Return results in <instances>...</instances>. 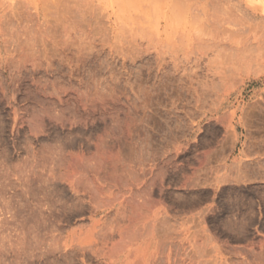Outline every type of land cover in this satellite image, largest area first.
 Wrapping results in <instances>:
<instances>
[{
    "label": "rangeland",
    "instance_id": "obj_1",
    "mask_svg": "<svg viewBox=\"0 0 264 264\" xmlns=\"http://www.w3.org/2000/svg\"><path fill=\"white\" fill-rule=\"evenodd\" d=\"M40 3L47 19L45 17V27L41 33V39H44L41 41H44L46 46L42 44L45 49L43 46L42 49L39 48V52L44 49L49 53L45 51L46 55H43L41 52L43 57L38 56L42 57L41 59H34L35 63L32 62L33 60H30L31 63L26 62L25 68L22 67L20 70L0 69V91L3 89L0 93L7 95L0 94V187L2 188L0 191H3L0 192V234L4 232L0 236V264H130L131 262H137L136 264H264V178L261 176H264V111H262L264 109V0H40ZM64 5L67 7L75 5L79 8L78 10H81L79 14L83 13L84 17L70 22L71 20L69 21L66 17L68 13L64 14ZM68 16L73 19L70 13ZM47 20L49 24L46 23ZM73 23L76 26H71ZM47 24L51 26V29H46ZM45 29L51 30V34ZM79 29L81 32H78ZM41 41L38 42L39 45ZM74 41L77 42L78 49ZM71 42L74 43V47ZM39 45L37 47H41ZM65 46L69 48H61ZM63 50H68V54ZM70 50L71 53L79 50L77 53L74 51L75 55L78 54L76 57L74 54L71 55L73 60ZM64 53L69 55L72 61L66 60L67 55H63ZM77 56L81 59L78 60ZM186 68L189 72L192 70L193 74L194 71L196 72L199 77L197 79L200 81H196L198 82L196 84L207 82L202 86L210 84L209 87L213 80L219 78V75L216 76L220 74L217 73L219 70L234 74L235 81L239 80L241 83L238 81L237 85L235 82L229 106L214 115L207 114L203 117V110L195 104H190L192 101L189 89L191 82L188 83L190 79L186 81L180 77ZM180 78L182 81L179 80ZM194 78L191 77L192 80ZM210 79L212 80L209 83ZM185 81L189 85L187 88L184 87L188 86ZM52 83L54 86H50L53 85ZM193 84L195 85V81ZM142 86L147 92L141 89ZM138 87L144 90L146 94V96L143 95L144 98L147 97L148 91L153 95H148V97L151 96V100L148 101L149 106L146 105L148 109L140 107L144 110L138 109L136 114L131 108L133 103L130 104V100L131 102L135 100L137 104L142 103L141 97L144 98L141 92L143 91H137ZM97 88L98 91L103 89L101 92L108 95L107 99L112 96L113 102L110 103V99H106L103 101L105 104L102 101L92 105L89 101L86 103L85 95L91 94ZM104 88L107 90L105 91ZM34 89L35 92H33ZM25 90L31 92V98L29 94H25ZM85 90L86 94H84ZM186 93H190V96ZM11 94L16 95L13 96L14 99ZM67 94L72 97L69 95L70 98L66 100ZM22 95H25L26 99L24 97L23 100ZM18 96L23 102L20 99L17 100ZM136 97H139L138 100L141 101H137ZM58 98L59 100L56 101ZM67 102L69 105L66 104ZM238 103L241 111L243 109L242 119L248 126H243L240 130L245 149L237 146L232 151L233 137L230 133L229 112ZM17 105L21 109L24 107L22 111L15 109L21 112L20 114L13 112V107ZM61 106H66V109L63 107L64 110H62ZM258 106L262 107L261 110ZM25 109H27L26 113ZM74 109H78L83 116L80 117ZM122 109L125 111L122 112ZM83 110H88L89 113L86 115ZM107 111H110L112 116ZM258 111L263 112L262 121H260L262 116L260 112V116L257 115V118L260 117L259 120L256 119L255 114H259ZM138 112L146 114V118L144 114L140 117ZM148 112L150 117L147 116ZM132 114H136L135 119L139 115L140 119L135 121L131 118L134 117ZM65 115L68 116L65 118ZM110 116H119V119L116 117V121ZM69 117L71 121L67 120ZM75 121L76 123L70 126V123ZM126 122H128L127 128L123 125ZM129 126L133 129L131 130ZM241 150L244 151L242 155L239 153ZM101 151L102 155L108 156L118 152L115 155L117 165L114 166L120 175L114 176L116 181L119 180L118 182L107 175L109 172L105 175L108 166L96 165L95 157L99 155L93 152ZM92 153L96 154L95 157ZM49 154L51 157L48 156ZM146 154L148 157L145 156ZM117 160L122 161L118 164ZM89 162H94L95 165ZM129 163L130 165H126ZM127 166L130 172L133 171V175L128 170L126 172ZM157 169L162 173H159ZM137 170L138 173H136ZM81 172L86 179H83ZM100 172H104V175ZM144 172L149 173L147 175ZM139 173L143 174L141 175L143 178ZM21 175H24L23 178ZM92 175L95 179L97 178L96 181L100 182L105 192L102 190L101 193L96 194L87 187L88 179ZM129 175L134 177L131 179ZM136 175L140 179L138 182H136L137 179L135 180ZM26 179L28 180L25 181ZM83 180H86V184H83ZM9 183L11 184L8 185ZM79 183H82L84 187ZM115 183H122L121 185L125 183V185L117 186ZM145 183L150 191L145 188ZM76 187L84 189L77 190ZM135 191L143 197L137 196ZM132 193L135 194L136 200ZM148 199L151 201V206L150 202L144 203V200L149 201ZM133 200L139 202L134 203ZM70 202L74 203L70 205ZM137 203H142V206L139 204L141 210L137 209L140 213L137 216H143L142 219L139 217L141 221L147 219L146 213L153 206L151 213L156 214V219L160 223L155 227L160 229L153 230L150 234L151 238H147L146 230L143 231L140 226L137 230L136 226L140 222L139 218L135 217V210L132 209L134 204L138 206ZM146 203L149 205L145 207ZM9 208L14 209L15 212ZM97 208L102 210L93 215L91 212ZM121 209L125 212H119L122 211ZM75 211L78 212L75 214ZM118 212L125 218H119ZM129 214L134 215L133 220H138L137 225L131 224L134 223L131 220L133 215ZM93 217L96 218L95 223L91 222ZM161 217L165 220L164 223ZM127 218L130 220L127 221ZM165 223H167L166 226ZM41 225L42 227H39ZM46 225L48 228H45ZM52 226L54 229L57 226L62 228L61 235H57L60 239H53L54 242L50 237L52 233L56 235L59 232ZM125 227L128 231L124 229ZM135 230L141 233L137 234ZM141 230L144 234L146 233V236ZM157 230L160 231L157 232ZM40 237H44L45 240L43 241ZM67 237L68 240L65 239ZM39 238L40 242H38ZM15 241L18 242L15 243ZM118 252L131 255L129 254L126 259H118L116 256Z\"/></svg>",
    "mask_w": 264,
    "mask_h": 264
},
{
    "label": "bare ground",
    "instance_id": "obj_2",
    "mask_svg": "<svg viewBox=\"0 0 264 264\" xmlns=\"http://www.w3.org/2000/svg\"><path fill=\"white\" fill-rule=\"evenodd\" d=\"M67 5V4H66ZM66 5H64L65 6V13L64 14H66V13H68V15H69V13L71 14V18H73V19H70V17L67 15H65L67 18H69V21L70 22H72L73 20H78L77 18H81V17H84V14H83V16H81L79 13H80V11L81 10H78L79 8H77L75 5H74V7H67ZM72 6V5H71ZM67 7V8H66ZM79 7V6H78ZM61 8V7H60ZM57 9V8H56ZM59 9V8H58ZM62 9V8H61ZM64 9V8H63ZM62 9V10H63ZM62 10H59V11H61L62 12ZM54 11V10H53ZM58 11V10H57ZM50 12H51V10H50ZM64 12V11H63ZM62 12V13H63ZM84 12V11H83ZM52 13V12H51ZM50 14V13H49ZM49 14H47V15H49ZM55 14V13H54ZM60 14V13H59ZM53 15V14H52ZM50 16V15H49ZM48 16V17H49ZM62 16V15H61ZM101 16V15H100ZM45 17H46V19H47V16L45 15V11L43 10V8L41 7V3H40V0H14L13 2L12 1H8V0H0V69L2 70V68L4 69V68H11V69H13V71L15 70V69H17V70H20V68H22V67H24L25 68V64H26V62H28V61H32V62H34L35 60L34 59H36V58H38V59H41L42 57H43V55H46V54H44V52L45 53H47L48 51L47 50H44L45 49V46H46V44L45 43H43L41 40H44V39H41V37H42V34L41 33H43V30H44V23H45ZM66 17L64 18V19H66ZM54 18V17H53ZM79 18V19H80ZM94 18V17H93ZM84 19V18H83ZM50 20V19H49ZM66 21H67V19H66ZM87 21V20H86ZM93 21V20H92ZM74 22H76V21H74ZM88 22V21H87ZM46 23H48L49 24V21L47 20V22ZM64 23V22H63ZM67 23H68V21H67ZM81 23V22H80ZM47 24V25H48ZM82 24V23H81ZM84 24H87V23H84ZM67 25V24H66ZM73 25H75L74 23L73 24H71V26H73ZM49 26L50 25H48V27L46 26V29H51V26H50V28H49ZM70 26V25H69ZM76 26V25H75ZM74 27V26H73ZM80 27V26H79ZM105 27V26H104ZM67 28H68V25H67ZM66 28V29H67ZM45 29V31L47 32L48 30H46ZM65 29V30H66ZM78 29V28H77ZM81 29V28H80ZM78 30V32L80 31L81 32V30ZM54 30V29H53ZM69 30V29H68ZM67 30V31H68ZM88 30V29H87ZM119 30V29H118ZM51 31V30H50ZM50 31H48V33L50 32ZM71 31V30H70ZM90 31H92V30H90ZM93 32V31H92ZM50 34H51V32H50ZM81 34H84V33H81ZM89 34V33H88ZM54 35V34H53ZM74 35V34H73ZM77 35V34H76ZM80 35V34H79ZM53 37V36H52ZM76 38V37H75ZM74 38V39H75ZM34 40V41H32V40ZM53 39V38H52ZM56 40V39H55ZM39 41H41V44L39 45L38 44V42ZM66 41V40H65ZM70 41H72V40H70ZM77 41V40H76ZM59 42L60 43H62L61 41H60V39H59ZM73 42V41H72ZM71 42V44H72V46L74 45V43H72ZM75 42V41H74ZM67 43V42H66ZM42 44H44V45H42ZM63 44H64V41H63ZM71 44H70V47H71ZM76 44H77V42H75V47H76ZM37 45H39V46H41V47H37ZM61 45V44H60ZM44 46V47H43ZM48 46V45H47ZM80 46V45H79ZM42 47L44 48L43 49V51H41L42 52V54L43 55H41V52H39L40 51V49H42ZM68 46H65V47H61L62 49H65V48H67ZM74 47V46H73ZM77 47H78V45H77ZM76 47V48H77ZM40 48V49H39ZM46 48H48V47H46ZM69 48V47H68ZM67 48V49H68ZM62 49H60V50H62ZM78 49V48H77ZM50 50V49H49ZM58 51V50H57ZM64 51V50H63ZM67 51L68 50H65L64 52H66L67 53ZM75 51V50H74ZM73 51V53H71L72 51L70 50V56L72 55V54H74L75 55V52ZM79 51V50H78ZM77 51V52H78ZM81 51V50H80ZM85 51V50H84ZM62 51H60V54H62L61 53ZM69 52V51H68ZM76 52V53H77ZM49 53V52H48ZM68 54V53H67ZM67 54H63V55H67ZM81 54H82V52H81ZM39 55H41L40 57L41 58H39L38 56ZM76 55H78V54H76ZM76 55L74 56V57H76ZM70 56L69 55H67L66 56V60H71L72 59V57L73 56H71V59H70ZM82 56H84L83 54H82ZM45 57H47V56H45ZM44 57V58H45ZM77 58H78V56H77ZM86 58V57H85ZM74 59V58H73ZM72 59V60H73ZM79 59H81L80 57L78 58V60ZM47 60V59H46ZM68 60V61H69ZM71 60V61H72ZM31 61L29 62V63H31ZM70 61V62H71ZM85 61V60H84ZM38 62V61H37ZM43 62V61H42ZM80 62V61H79ZM35 63V62H34ZM80 63H82V62H80ZM30 65V64H29ZM37 65V64H36ZM75 65V64H74ZM31 66H33V65H31ZM27 67V66H26ZM38 68V67H37ZM192 69V68H191ZM7 70V69H6ZM16 70V71H17ZM218 70V69H217ZM216 70V71H217ZM16 71H15V73H16ZM184 71V70H183ZM192 70H190V72H189V70H187V68H186V70L184 71V72H182L181 73V75H180V77H182V78H184L186 81H187V79L189 78L190 80H192L191 79V77L192 78H194V77H196V79L197 78H199V77H197V75H196V72L194 71V74L191 72ZM18 73V72H17ZM217 73H220V74H217L216 76H218L217 78V80H213L211 83V86L209 87V85L210 84H207V85H205V86H202V84H205V83H207V82H204V83H200V85L199 84H196V83H198V82H196V81H199V79H193L192 81L194 82L195 81V85L193 84V82L192 81H190L189 79V82L188 83H190L191 82V84H190V90H191V97H190V99L192 98V101H193V103H192V101H191V103L190 102H188V101H190L189 99H187L188 101V103H190L191 105H194L195 104V106H197V107H199L200 109H202L203 110V117L204 116H206L207 114H215V113H218L221 109H224V107H227V106H229V103H230V99H231V95H232V92H233V86L235 85V82H237L236 84L238 85V81H235L236 80V78H234L235 76H234V74L232 75V74H227L224 70L223 71H221L220 72V70H219V72H217ZM30 74V73H29ZM9 75V74H8ZM22 75V74H21ZM27 76V75H26ZM215 76V77H216ZM19 77V76H18ZM11 78V77H10ZM14 77H12V79H13ZM15 78H16V76H15ZM182 78H180L179 80H181L182 81ZM205 79V78H204ZM54 80V79H53ZM206 80V79H205ZM212 79H210L209 80V83H210V81H211ZM12 81V80H11ZM180 81V82H181ZM185 81V82H186ZM215 81H216V83H215ZM184 82V81H183ZM182 82V83H183ZM200 82V81H199ZM188 83L186 82V84L188 85ZM214 83V84H213ZM239 83H241V81H239ZM53 84V83H52ZM86 84V83H85ZM85 84H84V87H85ZM89 84V83H88ZM87 84V85H88ZM2 85V84H1ZM61 85V84H60ZM91 85V84H90ZM197 85H199V86H197ZM14 86V85H13ZM25 86V85H24ZM50 86H54V84L53 85H50ZM61 86H64V85H61ZM79 86V85H78ZM93 86V85H92ZM141 86V85H140ZM56 87H57V85H56ZM56 87H55V89H56ZM105 87V86H104ZM185 88H187V87H189V85L188 86H184ZM2 88H3V86H2ZM28 88V87H27ZM54 88V87H53ZM64 88H65V86H64ZM89 89H90V87H88ZM100 88V87H99ZM108 88V87H107ZM110 88H112L111 86H110ZM109 88V89H110ZM131 88V87H130ZM135 87H133V88H131V89H134ZM145 88H146V86H145ZM10 89H11V87H10ZM29 89H30V87H29ZM36 89V88H35ZM35 89H34V91L33 92H35ZM54 89V90H55ZM59 89V88H58ZM61 89V88H60ZM76 89V88H75ZM85 89V88H84ZM83 89V90H84ZM88 89V90H89ZM108 89V90H109ZM116 89V88H115ZM129 89V88H128ZM138 90L137 91H139L140 89H139V87L137 88ZM141 89H144L143 88V86H142V88ZM3 89H1V91H2ZM28 90V89H27ZM27 90H25V94L26 95H28L29 96V98H31L30 97V93L27 91ZM32 90V89H31ZM30 90V91H31ZM37 90V89H36ZM65 90V89H64ZM63 90V91H64ZM82 90V91H83ZM87 90V91H88ZM101 90V89H100ZM104 90H105V88H104ZM107 90V89H106ZM105 90V91H106ZM146 92H147V90L146 89H144ZM144 90H140V91H143V92H141V96H143V95H145L146 96V94H145V92H144ZM186 90V89H185ZM0 91V92H1ZM5 91V90H4ZM10 91V90H9ZM28 93H27V92ZM56 91V90H55ZM62 91V92H63ZM93 91V90H92ZM101 91H103V89L101 90ZM101 91H98V88L97 89H95L91 94H88V95H85V98L84 99H87V100H85V102L86 103H89V102H91L90 103V105H92V104H96V103H99V102H103V101H106V99H107V96L108 95H105V92L104 93H102ZM11 92V91H10ZM9 92V93H10ZM58 92V91H57ZM86 92V90L84 91V94H86L85 93ZM135 92V91H134ZM133 92V93H134ZM150 91H148V94H147V97L146 98H144L145 96H143V98L144 99H142V97L141 96H139V97H141V100H142V103L141 102H138V104L136 103V101L135 100H133L134 102H131V100H130V104L131 103H133L131 106V108L133 109V111H134V113H136L137 111H139L138 109H140V111H142V110H144V108H145V110L146 109H148L147 108V106H149V104H150V102H148V101H150L151 99V96L153 95L152 93H149ZM179 92V91H178ZM186 92V91H185ZM6 93V92H5ZM38 93V92H37ZM48 93V92H47ZM51 93V92H50ZM65 93V92H64ZM88 93H90V92H88ZM109 93V92H108ZM107 93V94H108ZM115 93V92H114ZM139 93V92H138ZM138 93H137V95H138ZM1 95H2V93H0ZM4 94V93H3ZM39 94V93H38ZM52 94H53V91H52ZM54 94H56L55 92H54ZM111 95H112V91H111V93H110ZM118 94V93H117ZM116 94V95H117ZM135 94V93H134ZM151 95L150 97H148V95ZM184 94V93H183ZM187 94V93H186ZM189 94H187V96L189 95ZM241 94V93H240ZM12 95V94H11ZM50 95V94H49ZM59 95V94H58ZM68 95V94H67ZM70 95V94H69ZM68 95V97L66 98V100L68 99V98H70V96ZM90 95V96H89ZM113 95H115V94H113ZM189 95V96H190ZM2 96H7V95H2ZM1 96V97H2ZM9 96V95H8ZM13 96H16V95H12L11 97H13ZM19 96H21V94H19ZM18 96V97H19ZM23 96V95H22ZM27 96V97H28ZM32 96V95H31ZM52 96V95H51ZM106 96V97H105ZM17 97V98H18ZM25 97V99H26V96L24 95L23 97H22V99ZM49 97V96H48ZM54 97V96H53ZM66 97V96H65ZM64 97V98H65ZM72 97V96H71ZM139 97H136V99H137V101H141V100H138V98ZM247 97V96H246ZM3 99H4V97H2ZM60 98V97H59ZM59 98L56 100V101H58L59 100ZM62 98V97H61ZM113 97L112 96H110V100L109 99H107V100H109V102L111 103V102H113V101H111V100H113L112 99ZM179 98V97H178ZM5 99H7V98H5ZM13 99H14V97H13ZM13 99L11 100L12 102H13ZM20 99V97L17 99V100H19ZM54 99V98H53ZM53 99H51V100H53ZM78 99V98H77ZM105 99V100H104ZM140 99V98H139ZM21 100V99H20ZM24 100V99H23ZM23 100H21L22 102H23ZM70 100V99H69ZM244 100H245V98H244ZM243 100V101H244ZM20 101V102H21ZM27 101H28V99H27ZM87 101H89V102H87ZM185 101V100H184ZM10 102V101H9ZM18 102V101H17ZM19 102V103H20ZM49 102V101H48ZM66 101H64V103H65ZM101 102V103H102ZM108 102V103H109ZM242 102V101H241ZM253 102V101H252ZM257 102V101H256ZM8 103V102H7ZM18 103V104H19ZM53 103V102H52ZM62 103V102H61ZM104 103V102H103ZM115 103V102H114ZM149 103V104H148ZM23 104V103H22ZM26 104V103H25ZM51 104V103H50ZM56 104V103H55ZM55 104H53V105H55ZM67 105H69L68 104V102L66 103ZM105 104V103H104ZM122 104V103H121ZM250 104V103H249ZM248 104V105H249ZM14 105H16V104H14ZM63 105V104H62ZM102 105V104H101ZM100 105V106H101ZM109 105V104H108ZM119 105H120V102H119ZM147 105V106H146ZM251 105V104H250ZM1 106V105H0ZM19 106H20V104H19ZM18 105L17 106H14V107H16V108H14L13 106H11V107H13V109H14V111L13 112H15L16 110L15 109H21L20 107H19ZM25 106V105H24ZM30 106H31V104H30ZM29 106V107H30ZM58 106V105H57ZM60 106V105H59ZM97 106V105H96ZM103 106V105H102ZM118 106V105H117ZM10 107V109L11 110H13L12 108ZM17 107H19V108H17ZM26 107H28V106H26ZM51 107V106H50ZM63 107H65V109H66V106H63ZM63 107L61 106V108H62V110H64L63 109ZM69 107V106H68ZM106 107V106H105ZM119 107V106H118ZM118 107H116V108H118ZM122 107V106H121ZM126 107V106H125ZM140 107H144V108H140ZM192 107V106H191ZM259 107V109L260 108H262V107H260V106H258ZM49 108V107H48ZM56 108V107H55ZM243 108V107H242ZM253 108V107H252ZM254 108H255V106H254ZM22 109H24V107H22ZM22 109H21V111H22ZM32 109V108H31ZM33 109H34V107H33ZM111 109V108H110ZM124 109V108H123ZM122 109V110H123ZM126 109V108H125ZM129 109V108H128ZM131 109V110H132ZM250 109V108H249ZM46 110V109H45ZM49 110V109H48ZM92 110V109H91ZM114 110V109H113ZM117 110V109H116ZM119 110V109H118ZM117 110V111H118ZM149 110H150V108H149ZM149 110H147V111H149ZM250 110H252V109H250ZM261 110V109H260ZM26 111H27V109H25V113H26ZM33 111V110H32ZM43 111V110H42ZM42 111H41V113H42ZM50 111V110H49ZM74 111L75 112H77V114L80 116V117H82L83 116V114H81V113H79L78 111V109H74ZM84 112V114H88L89 112H88V110H83ZM103 111H104V113H106V110L105 109H103ZM125 110H123L122 112H124ZM223 111V110H222ZM227 111V110H226ZM242 111H243V109H242ZM242 111H241V107L239 106V103H238V105H236L235 107H234V109H232L229 113H230V133L232 134L231 136L233 137V139H232V151H234L235 149H236V147L237 146H240L241 148H243L244 147V144H245V142L243 141V139H242V132L240 131L242 128H243V126H248V124H247V122L246 121H243V119H242ZM248 111V110H247ZM262 111H264V109L262 110ZM262 111H258V113L260 112L261 114L263 113ZM13 112H10V113H13ZM31 112V111H30ZM37 112V111H36ZM38 112H40V110L38 111ZM37 112V113H38ZM45 112H47V110L45 111ZM44 112V113H45ZM62 113H63V111H61ZM92 112H93V110H92ZM107 112H110V111H107ZM126 112H127V110H126ZM16 113H19V111L17 112L16 111ZM21 113V112H20ZM19 113V114H20ZM113 113V112H112ZM116 113V112H115ZM139 113V115H140V117L142 116V114H144V113H146V111L143 113V112H138ZM141 113V114H140ZM222 113H224V112H222ZM222 113H221V115H222ZM260 113L259 114H255L256 115V119H258L259 120V118H260V121H262L263 119V114H262V116H260ZM19 114H18V116H19ZM34 114V113H33ZM66 114V113H65ZM68 114V113H67ZM108 114V113H107ZM137 114V113H136ZM135 114V115H136ZM149 112H148V117H150L149 116ZM225 114V113H224ZM244 114V113H243ZM253 114V115H254ZM44 115V114H43ZM58 116H59V114H57ZM61 115H63V114H61ZM76 115V114H75ZM109 115V114H108ZM110 115L112 116V114H111V112H110ZM113 115H114V113H113ZM125 115V114H124ZM127 115V114H126ZM133 115V114H132ZM135 115H133L134 117H131V118H134V120L135 121H137V120H139L140 119V117H139V115H138V119L136 118L135 119ZM220 115V116H221ZM226 115H228V114H226ZM257 115H259L258 117L259 118H257ZM28 116V115H27ZM56 116V115H55ZM57 116V117H58ZM64 116V115H63ZM68 116V115H67ZM66 115H65V118L67 117ZM79 116H77V117H79ZM90 116V115H89ZM110 116V118H113L114 120H116L117 118L119 119V116L117 117V116H114V117H111ZM122 116V115H121ZM145 118H146V114H144L143 115ZM142 116V117H143ZM21 117V116H20ZM45 117H47V116H45ZM70 117H72V116H70ZM70 117L67 119V120H69L70 119ZM117 117V118H116ZM124 118H125V116H123ZM128 117V116H127ZM219 117V116H218ZM223 118H224V116H222ZM30 118H31V116H30ZM35 118V117H34ZM50 118V117H49ZM53 118H54V116H53ZM61 118V117H60ZM64 118V119H65ZM122 118V117H121ZM123 118V119H124ZM144 118V119H145ZM152 118V117H151ZM252 118V117H251ZM23 119V118H22ZM32 119V118H31ZM30 119V120H31ZM55 119H56V117H55ZM75 119H79V118H75ZM74 119V120H75ZM108 119V118H107ZM128 119V118H127ZM219 119V118H218ZM28 120V119H27ZM26 120V121H27ZM38 120V119H37ZM51 120H53L52 119V117H51ZM58 120V119H57ZM72 120V119H71ZM71 120H69V121H71ZM82 120V119H81ZM91 120V119H90ZM93 120V119H92ZM111 121H112V119H110ZM133 120V119H132ZM133 120V121H134ZM141 120H142V118H141ZM21 121V120H20ZM36 121V120H35ZM39 121H41L40 119H39ZM38 121V122H39ZM59 121V120H58ZM62 121V120H61ZM68 121V122H69ZM117 121V120H116ZM119 121V120H118ZM121 121H123V120H121ZM126 121V120H125ZM128 121H129V119H128ZM134 121V122H135ZM216 121V120H215ZM219 121V120H218ZM32 122H33V120H32ZM67 122V123H68ZM79 123H80V121H78ZM84 122H85V120H84ZM87 122H88V120H87ZM120 122V121H119ZM118 122V123H119ZM124 122V121H123ZM20 123V122H19ZM22 123V122H21ZM20 123V124H21ZM74 123H76V121L75 122H72V123H70V126L71 125H73ZM82 123H83V121H82ZM81 123V124H82ZM92 123V122H91ZM110 123V122H109ZM112 123V122H111ZM128 122H126V123H122L125 127L126 126H128V125H126ZM137 123V122H136ZM58 124V123H57ZM65 124V123H64ZM80 124V125H81ZM94 124V123H93ZM117 124V123H116ZM120 124V123H119ZM131 124V123H130ZM141 124V123H140ZM144 124V123H143ZM142 124V125H143ZM148 124V123H147ZM49 125V124H48ZM68 125H69V123H68ZM113 125H114V123H113ZM122 125V126H123ZM82 126V125H81ZM90 126V125H89ZM122 126H121V129H122V131H123V128H122ZM131 126V125H130ZM130 126H129V128H130ZM136 126V125H135ZM250 126V125H249ZM15 127V126H14ZM62 127H64L65 128V126L62 124ZM85 127V126H84ZM115 127V126H114ZM125 127H124V129H125ZM133 127V126H132ZM139 127H140V125H139ZM34 128V127H33ZM120 128V127H119ZM127 128V127H126ZM247 128V127H246ZM18 129V128H17ZM131 129V128H130ZM130 129H128V131L130 130ZM133 129V128H132ZM131 129V130H132ZM138 129V128H137ZM136 129V130H137ZM140 129V128H139ZM248 129V128H247ZM40 130V129H39ZM90 130V129H89ZM94 130V129H93ZM116 130H118V129H116ZM227 130H229V128H227ZM69 131V130H68ZM74 131V130H73ZM81 131V130H80ZM119 131H121L120 129H119ZM128 131H126V132H128ZM134 131V130H133ZM132 131V132H133ZM139 131V130H138ZM75 132H76V130H75ZM85 132V131H84ZM88 132V131H87ZM86 132V133H87ZM90 132V131H89ZM125 132V133H126ZM247 132V131H246ZM25 133V132H24ZM91 133V132H90ZM122 133V132H121ZM120 133V134H121ZM143 133V132H142ZM57 134V133H56ZM65 134V133H64ZM72 134H73V132H72ZM84 134V133H83ZM59 135V134H58ZM66 135V134H65ZM97 135H99V134H97ZM118 135H119V133H118ZM123 135V134H122ZM121 135V136H122ZM126 135V134H125ZM130 135H131V132H130ZM249 135V134H248ZM49 136V135H48ZM120 136V137H121ZM128 136H129V134H128ZM65 137V136H64ZM66 137H67V135H66ZM65 137V138H66ZM88 137V136H87ZM86 137V138H87ZM119 137V138H120ZM126 137V136H125ZM142 137V136H141ZM91 138V137H90ZM101 138V137H100ZM123 138V137H122ZM129 138H130V136H129ZM67 139H69V138H67ZM89 139V138H88ZM125 139V138H124ZM122 140V139H121ZM28 141V140H27ZM101 141V140H100ZM102 141H103V139H102ZM126 141V140H125ZM44 142V141H43ZM42 142V143H43ZM70 142H72L71 140H70ZM70 142H68V144L70 143ZM39 143H40V141H39ZM73 143V142H72ZM71 143V144H72ZM99 143V142H98ZM97 143V144H98ZM108 143V142H107ZM126 143V142H125ZM31 144V143H30ZM70 144V145H71ZM123 144V142L121 143V145ZM56 145V144H55ZM105 145H107V144H105ZM22 146H25V145H22ZM54 145H52V147H53ZM68 146V145H67ZM72 146V145H71ZM82 146V145H81ZM103 146V145H102ZM108 146V145H107ZM112 146V145H111ZM110 146V147H111ZM127 146H128V144H127ZM126 146V147H127ZM131 146V145H130ZM47 147H48V145H47ZM57 147V146H56ZM96 147H98L99 149H101L100 148V146H97L96 145ZM129 147V146H128ZM145 147V146H144ZM153 147V146H152ZM246 147V146H245ZM40 148V147H39ZM38 148V149H39ZM44 148V147H43ZM67 148V147H66ZM98 148H97V151H98ZM122 148V147H121ZM64 148H62V150H63ZM102 149H103V147H102ZM133 149V148H132ZM139 149H141V148H139ZM152 149V148H151ZM163 149V148H162ZM243 149H245V148H243ZM40 150H43V149H40ZM49 150V149H48ZM58 150H59V148H58ZM73 150V149H72ZM111 151H112V149H110ZM109 150V151H110ZM114 150V149H113ZM155 150V149H154ZM168 150V149H167ZM39 151V150H38ZM95 151V150H94ZM165 151V150H164ZM262 151V150H261ZM44 152V151H43ZM49 152V151H48ZM58 152H60V150L58 151ZM122 152V151H121ZM145 152V151H144ZM146 152H147V150H146ZM155 153L157 152V151H154ZM168 152V151H167ZM50 153H52L51 151H50ZM66 153V152H65ZM93 153H96V154H98L99 156H97V157H95V155L93 154ZM92 154L94 155V157L95 158H97V160L95 161V163H96V165H98V167H104V166H108L107 168H106V170H105V175L107 174V172H109L107 175H109L111 178H113L114 180H115V182H118V181H116V179L114 178V176L116 175H118L117 177H119L120 175L117 173V171L114 169V166L115 165H117V163H116V157H115V155H117V153L115 154V155H110V153H108L110 156H108L107 154H104V155H102L103 153H102V151L101 152H99V153H101V154H99V153H97V152H93ZM129 153V152H128ZM132 153V152H131ZM149 153V152H148ZM241 155L242 154H244V151L243 150H241V152H239ZM56 154V153H55ZM55 154H53V155H55ZM151 154V153H150ZM152 154H154V153H152ZM33 155V154H32ZM58 155H60L59 153H58ZM64 155V154H63ZM62 155V156H63ZM66 155V154H65ZM105 155H107V156H105ZM119 155V154H118ZM127 155V154H126ZM135 155V154H134ZM141 155V154H140ZM154 155H156V154H154ZM154 155H152V156H154ZM35 156H36V154H35ZM39 156V155H38ZM48 156H50V154L48 155ZM131 156V155H130ZM145 156H147V154L145 155ZM151 156V157H152ZM164 156V155H163ZM45 157V156H44ZM47 157V156H46ZM51 157V156H50ZM49 157V158H50ZM65 157V156H64ZM93 157V156H92ZM93 157V158H94ZM115 157V158H114ZM143 157V156H142ZM148 157V156H147ZM157 157V156H156ZM165 157V156H164ZM171 157V156H170ZM169 157V158H170ZM23 158V157H22ZM29 158V157H28ZM57 158V157H56ZM67 158H68V156H67ZM91 158V157H90ZM120 158V157H119ZM197 158V157H196ZM235 158V157H234ZM42 159H44V158H42ZM55 159V158H54ZM62 159H64V158H62ZM89 159V158H88ZM148 159V158H147ZM147 159H146V161H147ZM168 159V158H167ZM46 160V159H45ZM53 160V159H52ZM78 160V159H77ZM87 160V159H86ZM90 161L92 160V159H89ZM94 160V159H93ZM140 160H142V159H140ZM139 160V161H140ZM145 159H143V161H144ZM149 160V159H148ZM170 160V159H169ZM27 161V160H26ZM25 161V162H26ZM44 161V160H43ZM53 161H55V160H53ZM53 161H51V162H53ZM82 161V160H81ZM80 161V162H81ZM118 161V160H117ZM122 161V160H121ZM121 161H118L119 163L118 164H120V162ZM168 161V160H167ZM198 161V160H197ZM262 161V160H261ZM264 161V160H263ZM24 162V163H25ZM50 162V161H49ZM80 162H78V163H80ZM83 162V161H82ZM200 162V161H199ZM23 163V162H22ZM37 164H38V162H36ZM84 163V162H83ZM92 164V163H94V162H89V164ZM95 163L93 164V165H95ZM116 163V164H115ZM139 163H141V162H139ZM145 163V162H144ZM153 163V162H152ZM173 163V162H172ZM34 164V163H33ZM55 164V163H54ZM154 164V163H153ZM159 164V163H158ZM161 164V163H160ZM165 164V161H164V163H163V165ZM167 164V163H166ZM43 165V164H42ZM76 165V164H75ZM79 165V164H78ZM88 165V164H87ZM86 165V166H87ZM123 165H125V164H123ZM122 165V166H123ZM126 165H130V163L129 164H126ZM125 165V166H126ZM162 165V166H163ZM175 165V164H174ZM177 165V164H176ZM181 165V164H180ZM249 165V164H248ZM3 166V165H2ZM6 166V165H5ZM86 166H84V167H86ZM90 166H92V165H90ZM121 166V165H120ZM119 166V167H120ZM121 166V167H122ZM124 166V167H125ZM141 166V165H140ZM144 166H145V164H144ZM165 166H167V165H165ZM19 167V166H18ZM50 167V166H49ZM78 167V166H77ZM79 167H80V165H79ZM78 167V168H79ZM137 167V166H136ZM152 167V166H151ZM161 167V166H160ZM177 167V166H176ZM82 168V167H81ZM94 168V167H93ZM108 168H110V171H108ZM117 168V167H116ZM133 168V167H132ZM163 168V167H162ZM192 168V167H191ZM80 169V168H79ZM78 169V170H79ZM83 169V168H82ZM88 169V168H87ZM100 169V168H99ZM98 169V171H100ZM121 170L120 171H122V168H120ZM140 169V168H139ZM148 169V168H147ZM153 169V168H152ZM176 169V168H175ZM174 169V170H175ZM180 169V168H179ZM183 169V168H182ZM253 169V168H252ZM264 169V168H263ZM50 170V169H49ZM84 170V169H83ZM104 170H102V171H104ZM123 170H125V169H123ZM127 170H128V166L126 167V172H127ZM133 170H135V169H133ZM158 170V169H157ZM165 170V169H164ZM166 170H167V168H166ZM173 170V169H172ZM184 170H185V168H184ZM192 170H193V168H192ZM25 171V170H24ZM81 171V170H80ZM86 171V170H85ZM85 171H84V173H85ZM89 171V170H88ZM129 172H130V170H128ZM136 171V170H135ZM142 171V170H141ZM146 171H148V170H146ZM160 171H161V169H160ZM176 171V170H175ZM175 171H174V173H175ZM182 171V170H181ZM8 172V171H7ZM33 172V171H32ZM31 172V173H32ZM48 172V171H47ZM126 172H124V173H126ZM128 172V173H129ZM139 171L137 170V172L136 173H138ZM158 172H159V170H158ZM157 172V173H158ZM180 172V171H179ZM178 172V173H179ZM196 172V171H195ZM82 173L83 172H81V175H82ZM104 173V172H103ZM103 173H101L100 172V174H103ZM117 173V174H116ZM120 173H122V172H120ZM127 173V174H128ZM131 173V175H133L132 173H133V171H131L130 172ZM135 173V174H136ZM143 173V172H142ZM144 173H146V172H144ZM147 173H149V172H147ZM146 173V174H147ZM159 173H162V172H159ZM181 174H182V172H180ZM6 174V173H5ZM35 174V173H34ZM80 174V173H79ZM86 174V173H85ZM126 174V175H127ZM190 174H192V173H190ZM196 174V173H195ZM260 174V173H259ZM24 175H25V173H24ZM23 175V176H24ZM28 175V174H27ZM33 175V174H32ZM98 176H99V174H97ZM104 175V174H103ZM124 175V174H123ZM122 175V176H123ZM131 175H129V176H131ZM139 175H140V173H139ZM138 175V176H139ZM142 176H143V174H141ZM141 175H140V177H141ZM148 175V174H147ZM193 175V174H192ZM9 176H10V174H9ZM12 176H13V174H12ZM23 176L21 175V177L23 178ZM83 176V179L85 178V176H84V174L82 175ZM115 176V177H116ZM145 176V175H144ZM185 176V175H184ZM263 178H264V176L263 175H261ZM260 176V177H261ZM100 177V176H99ZM104 177V176H103ZM106 177V176H105ZM109 177V178H110ZM125 177V176H124ZM132 177H134V176H131V179H132ZM179 177V176H178ZM187 177V176H186ZM189 177V176H188ZM22 178H20L21 180H22ZM26 178V177H25ZM29 178V177H28ZM39 178V177H38ZM111 178H110V181H111ZM126 178V177H125ZM128 178V177H127ZM126 178V179H127ZM139 177H137V175L135 176V180H136V182H138V180H140V179H138ZM141 178H143V177H141ZM172 178V177H171ZM182 178V177H181ZM184 178V177H183ZM182 178V179H183ZM19 179V180H20ZM79 179H80V176H79ZM79 179L77 178V180L79 181ZM82 179V178H81ZM80 179V180H81ZM86 179V178H85ZM97 179V178H96ZM96 179H95V177L92 175L91 177H90V179H88L87 181H88V185L89 186H87V187H89V189L93 192V193H101L102 192V190H103V187H101V185L96 181ZM100 179V178H99ZM130 179V180H131ZM155 179V178H154ZM187 179V178H186ZM218 179V178H217ZM220 179V178H219ZM262 179V178H261ZM28 179H26L25 181H27ZM104 180V179H103ZM133 180H134V178H133ZM132 180V181H133ZM145 180V179H144ZM148 180V179H147ZM150 180V179H149ZM148 180V181H149ZM177 180V179H176ZM178 180H180V179H178ZM216 180V179H215ZM24 181V182H25ZM101 181V180H100ZM104 181H106V179L104 180ZM148 181H146V183H150V182H148ZM151 181V180H150ZM154 181V180H153ZM171 181H172V179H171ZM184 181V180H183ZM182 181V182H183ZM264 181V180H263ZM16 182V181H15ZM126 182H131V181H127L126 180ZM140 182V181H139ZM143 182H145V181H143ZM175 182H177V181H175ZM181 182V183H182ZM185 182V181H184ZM190 182V181H189ZM189 182H187V183H189ZM22 183V182H21ZM77 183V182H76ZM75 183V184H76ZM86 184V180L84 181L83 180V184ZM108 183V182H107ZM106 183V184H107ZM114 183V182H113ZM134 183H135V181H134ZM142 183V182H141ZM145 183V184H146ZM152 183V182H151ZM154 183V182H153ZM186 183V182H185ZM191 183V182H190ZM11 183H9L8 185H10ZM13 184V183H12ZM26 184H28V183H26ZM82 187H84L83 186V184L82 183H79ZM78 184V185H79ZM106 184H104L105 186H106ZM115 184H117V183H115ZM118 184H120V183H118ZM118 184H117V186H118ZM122 184V183H121ZM120 184V185H121ZM128 184V183H127ZM132 184V183H131ZM171 184H174V183H171ZM178 184V183H177ZM180 184V183H179ZM178 184V185H179ZM184 184V183H183ZM198 184V183H197ZM23 185H25V183L23 184ZM77 185V187H79ZM123 185H125V183L123 184ZM123 185H121V186H123ZM130 185V184H129ZM137 185H139V183L137 184ZM149 185V184H148ZM184 185H186V184H184ZM199 185V184H198ZM17 186V185H16ZM28 186V185H27ZM146 187L145 188H147V184L145 185ZM77 187H76V189H77ZM109 187V186H108ZM112 187V186H111ZM110 187V188H111ZM144 187V186H143ZM189 187V186H188ZM194 187V186H193ZM200 187V186H199ZM1 188V187H0ZM11 188V187H10ZM16 188V187H15ZM81 188V187H80ZM79 188V189H80ZM105 188V187H104ZM109 188V189H110ZM151 188V187H150ZM2 189V188H1ZM79 189H77V190H79ZM81 189H84V188H81ZM114 189V188H113ZM118 189V188H117ZM128 189V188H127ZM148 190H149V188H147ZM161 189V188H160ZM18 190V189H17ZM17 190H16V193H17ZM20 190V189H19ZM23 190V189H22ZM139 189H137V191H138ZM147 190V191H148ZM12 191V190H11ZM104 191V190H103ZM119 191H120V188H119ZM132 191V190H131ZM137 191H135V192H137ZM140 191H141V189H140ZM150 191V190H149ZM0 192H3V191H0ZM105 192V191H104ZM115 192H116V190H115ZM132 192H134V191H132ZM143 192V191H142ZM145 192H146V190H145ZM21 193H22V191H21ZM36 193V192H35ZM124 193H126V192H124ZM144 193V192H143ZM147 193V192H146ZM149 193V192H148ZM3 194V193H2ZM23 194V193H22ZM137 194V196H140V197H143V196H141V195H138V192L136 193ZM142 194V193H141ZM145 194V193H144ZM17 195V194H16ZM84 195V194H83ZM124 195V194H123ZM132 195H133V193H132ZM146 195V194H145ZM159 195V194H158ZM180 195V194H179ZM11 196V195H10ZM13 196V195H12ZM35 196V195H34ZM106 196V195H105ZM122 196V195H121ZM127 196H131V195H127ZM134 197H135V194L133 195ZM162 196V195H161ZM80 197V196H79ZM139 197V198H140ZM182 197V196H181ZM38 198V197H37ZM109 198V197H108ZM107 198V199H108ZM127 198V197H126ZM146 198V197H145ZM145 198H143V199H145ZM151 198V197H150ZM79 199V198H78ZM82 199H83V197H82ZM125 199V198H124ZM131 199H132V197H131ZM130 198H129V200H131ZM135 200H136V197L134 198ZM142 199V198H141ZM172 199V198H171ZM175 199V198H174ZM177 199H179V198H177ZM115 200V199H114ZM135 200H133V202L134 203H136V202H139L140 201V199H139V201H136L135 202ZM149 201H147V200H144V203H145V201L146 202H150V206H151V201H150V199H148ZM152 200V199H151ZM33 201V200H32ZM119 201V200H118ZM117 201V202H118ZM123 201V200H122ZM142 202H143V200H141ZM140 201V202H141ZM75 202V201H74ZM74 202H70V205H71V203L73 204ZM124 202V201H123ZM176 202V201H175ZM190 202V201H189ZM78 203V202H77ZM119 203H121V202H119ZM182 203V202H181ZM68 204V203H67ZM110 204V203H109ZM108 204V205H109ZM112 204V203H111ZM128 204V203H127ZM138 204V203H137ZM140 205L142 204V203H139ZM138 204V206L137 205H133V207H132V209L133 210H135L134 212V214H135V217H136V219H137V217L139 218L140 216H137V214H140L139 212H137V211H139V210H141L140 208L141 207H139L140 205ZM161 204V203H160ZM174 204V203H173ZM75 206H76V204H74ZM131 205V204H130ZM131 205V206H132ZM145 205V204H144ZM147 205H149V204H147L146 203V205H145V207L147 206ZM152 205H153V202H152ZM182 205L184 206V204L182 203ZM192 205V204H191ZM36 206V205H35ZM69 206V205H68ZM75 206H74V208H75ZM124 206V205H123ZM128 206V205H127ZM142 206V205H141ZM149 206V207H150ZM178 205H176V207H177ZM2 207V206H1ZM42 207V206H41ZM106 207V206H105ZM129 207V206H128ZM139 207V208H138ZM148 207V208H149ZM153 207V206H152ZM152 207H150V213L148 212V213H146V217H147V219L146 220H144V221H141L140 220V218L141 217H143V216H141L140 218H139V222L140 223H138L137 221L138 220H133V217H134V215L133 214H131V215H133V216H131L130 214V216L132 217V221H134V223H131L132 225H137L136 224V222L139 224V225H137L136 227H137V230H138V226H140L141 228H143V231L144 230H146V233H147V238H151L150 237V234H152V231L153 230H155V229H157V228H155L156 227V225H160V223L158 222V220L156 219V214L155 213H151V208ZM194 207V206H193ZM12 208V207H11ZM32 208V207H31ZM43 208V207H42ZM62 208H64L63 206H62ZM71 208H72V206H71ZM76 208H78V207H76ZM89 208V207H88ZM90 208H92V207H90ZM143 208H144V206H143ZM147 208V210H149ZM6 209V208H5ZM37 208H35V210H36ZM38 209H40V208H38ZM65 209H66V207H65ZM69 209V208H68ZM73 209V208H72ZM93 209V208H92ZM137 209H139V210H137ZM182 209V208H181ZM9 210H12V209H10L9 208ZM8 210V211H9ZM76 210V209H75ZM80 210V209H79ZM102 209H99V208H97V209H94L93 210V212H91L93 215H96L99 211H101ZM122 210V209H121ZM133 210H132V213H133ZM142 210H144V209H142ZM12 211H14L15 212V210L13 209ZM22 211V210H21ZM37 211V210H36ZM40 211V210H39ZM38 211V212H39ZM52 211V210H51ZM73 211V210H72ZM81 211V210H80ZM79 211V212H80ZM89 211V210H88ZM127 211V210H126ZM185 211V210H184ZM10 212V211H9ZM14 212H12V214L14 213ZM78 212V211H77ZM76 211H75V214L77 213ZM117 212V211H116ZM119 212H122V213H124L125 211H119ZM118 212V213H119ZM128 212V211H127ZM141 212V211H140ZM180 212H182V211H180ZM8 213V212H7ZM28 213V212H27ZM73 213V212H72ZM82 213H83V210H82ZM131 213V212H130ZM184 213V212H183ZM0 214H1V212H0ZM31 214V213H30ZM39 214H40V212H39ZM81 214V213H80ZM107 214V213H106ZM143 214H145V213H143ZM15 215V214H14ZM36 215H38V214H36ZM162 215V214H161ZM165 215V214H164ZM119 218H122V219H124L125 218V216H122L121 217V214L119 213ZM130 216H128V217H130ZM40 217H41V215H40ZM39 217V218H40ZM43 217V216H42ZM41 217V218H42ZM57 217V216H56ZM68 217V216H67ZM71 217V216H70ZM100 217V216H99ZM130 217V218H131ZM145 217V216H144ZM160 217V216H159ZM158 217V218H159ZM166 217V216H165ZM202 217V216H201ZM44 218V217H43ZM49 218V217H48ZM117 218V217H116ZM118 218V220H121V219H119ZM162 218V217H161ZM2 219H5V218H2ZM29 219V218H28ZM35 219V218H34ZM38 219V218H37ZM45 219H46V216H45ZM58 219V218H57ZM65 219V218H64ZM68 219V218H67ZM72 219V218H71ZM96 219V218H95ZM94 219V217H93V219H91V222L92 223H95L96 222V220ZM103 219H105V218H103ZM115 219V218H114ZM128 219V218H127ZM142 219V218H141ZM160 219V218H159ZM203 219V218H202ZM21 220V219H20ZM23 220V219H22ZM30 220V219H29ZM41 221H42V219H40ZM130 219H128L127 221H129ZM161 220V219H160ZM162 220H163V218H162ZM4 221V220H3ZM9 221V220H8ZM28 221V220H27ZM32 221H34V220H32ZM47 221V220H46ZM50 221V220H49ZM132 221H130V222H132ZM164 221L165 220H163L162 222L164 223ZM185 221V220H184ZM1 222V221H0ZM5 222V221H4ZM7 222V221H6ZM34 222H36V221H34ZM51 222V221H50ZM49 222V223H50ZM112 222H114V220L112 221ZM27 223H29V222H27ZM33 223V222H32ZM42 223H44V222H42ZM116 223V222H115ZM121 223V222H120ZM157 223V224H156ZM187 223V222H186ZM185 223V224H186ZM228 223V222H227ZM8 224V223H7ZM48 224V223H47ZM50 224H52V223H50ZM56 224V223H55ZM54 224V225H55ZM130 224V223H129ZM128 224V225H129ZM166 224L167 223H165L164 225L166 226ZM170 224V223H169ZM183 224V223H182ZM197 224H198V221H197ZM1 225V224H0ZM29 225V224H28ZM36 225H37V223H36ZM59 225V224H58ZM102 225V224H101ZM161 225H163V224H161ZM2 226H4V225H2ZM18 226H19V224H18ZM32 226V225H31ZM38 226V225H37ZM50 226V225H49ZM104 226V225H103ZM117 226H119V225H117ZM182 226V225H181ZM39 227H42V225L41 226H39ZM47 227V225L45 226V228ZM53 227V226H52ZM135 227V226H134ZM135 227V228H136ZM140 227H139V229H140ZM162 227V226H161ZM164 227V226H163ZM2 228V227H1ZM27 228V227H26ZM48 228V227H47ZM84 228V227H83ZM134 228V229H135ZM37 228H35V230H36ZM53 229H54V227H53ZM123 229V228H122ZM124 229H127L126 227L124 228ZM158 229H160V227L158 228ZM172 229V228H171ZM1 230V229H0ZM33 230V229H32ZM52 229H50V231H51ZM54 230H56V231H58L57 233L58 234H53L52 233V236L50 237V238H52L51 239V241H53V239L55 240V239H60V237H57V235H59L60 234V232H62L61 230H62V228H60V226H57V227H55V229ZM53 230V231H54ZM173 230H175V229H173ZM4 231H6V230H4ZM19 231V230H18ZM39 231V230H38ZM49 231V232H50ZM82 231V230H81ZM88 231V230H87ZM120 231V230H119ZM126 231H128V229L126 230ZM126 231H125V233H126ZM142 231V230H141ZM142 231V232H143ZM160 231V230H159ZM158 230H157V232H159ZM79 232V231H78ZM89 232V231H88ZM91 232V231H90ZM118 232V231H117ZM121 232V231H120ZM124 232V231H123ZM122 232V233H123ZM135 232L138 234V232L139 233H141L140 231H136L135 230ZM156 232V231H155ZM4 233V232H3ZM2 233V234H3ZM21 233H22V231H21ZM30 233H31V231H30ZM35 233H37V232H35ZM51 233V232H50ZM82 233V232H81ZM146 233L144 234V232H143V235H145L146 236ZM2 234H0V236L2 235ZM19 234V233H18ZM23 234V233H22ZM29 234V233H28ZM32 234H33V232H32ZM63 234V233H62ZM70 234V233H69ZM156 234V233H155ZM8 235V234H7ZM16 235V234H15ZM50 235V234H49ZM61 235V234H60ZM59 235V236H60ZM128 235V234H127ZM136 235V234H135ZM142 235V234H141ZM142 235V236H143ZM5 236V235H4ZM20 236V235H19ZM22 236V235H21ZM20 236V237H21ZM24 236V235H23ZM37 236V235H36ZM63 236V235H62ZM61 236V237H62ZM72 236V235H71ZM79 236V235H78ZM92 236V235H91ZM94 236V235H93ZM121 236V235H120ZM123 236V235H122ZM133 236V235H132ZM138 236V235H137ZM9 237V236H8ZM38 237V236H37ZM46 237V236H45ZM69 237V236H68ZM68 237L67 238H65V239H67L68 240ZM75 237V236H74ZM73 237V238H74ZM129 237V236H128ZM134 237V236H133ZM139 237V236H138ZM11 238V237H10ZM22 239H25V238H23V237H21ZM20 238V239H21ZM31 238V237H30ZM41 239H43L42 237H40ZM40 238H39V241L38 242H40ZM72 238V239H73ZM123 238V237H122ZM135 238V237H134ZM143 238H145V237H143ZM20 239H18V241L20 240ZM36 239V238H35ZM71 239V238H70ZM199 239V238H198ZM3 240V239H2ZM10 240V239H9ZM15 240V239H14ZM17 240V239H16ZM29 240V239H28ZM33 240H34V238H33ZM45 239H43V241H44ZM47 240V239H46ZM121 240V239H120ZM130 240V239H129ZM134 240V239H133ZM174 240V239H173ZM18 241H15V243H17ZM37 241V240H36ZM60 241V240H59ZM59 241H56V242H59ZM91 241V240H90ZM119 241V240H118ZM124 241V240H123ZM201 241V240H200ZM25 242V241H24ZM46 242V241H45ZM54 242V241H53ZM72 242V241H71ZM21 243H22V240H21ZM35 243V242H34ZM41 243H42V241H41ZM40 243V244H41ZM118 243V242H117ZM184 243V242H183ZM3 244V243H2ZM19 244V243H18ZM17 244V245H18ZM46 244V243H45ZM14 245V244H13ZM20 245V244H19ZM44 245V244H43ZM73 245V244H72ZM78 245V244H77ZM198 245V244H197ZM10 246V245H9ZM37 246V245H36ZM41 246V245H40ZM181 246V245H180ZM21 247V246H20ZM26 247H27V245H26ZM46 247V246H45ZM59 247V246H58ZM75 247V246H74ZM104 247V246H103ZM199 247V246H198ZM12 248V247H11ZM24 248V247H23ZM88 248V247H87ZM184 248V247H183ZM14 249V248H13ZM19 249V248H18ZM27 249H28V247H27ZM51 249H53L52 247H51ZM90 249V248H89ZM50 250V249H49ZM48 250V251H49ZM66 250V249H65ZM120 250H121V247H120ZM56 251V250H55ZM75 251V250H74ZM18 252V251H17ZM24 252V251H23ZM28 252H29V250H28ZM53 252V251H52ZM92 252V251H91ZM31 253V252H30ZM130 253H131V251H130ZM130 253H120V252H118L117 254H116V256H117V258L118 259H126L128 256H129V254ZM36 254V253H35ZM44 254V253H43ZM72 254V253H71ZM134 254H135V252H134ZM18 255V254H17ZM26 255V254H25ZM131 255V254H130ZM65 256V255H64ZM32 259V258H31ZM135 262H131L130 264H134ZM137 263V262H136ZM135 263V264H136Z\"/></svg>",
    "mask_w": 264,
    "mask_h": 264
}]
</instances>
